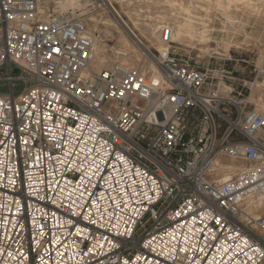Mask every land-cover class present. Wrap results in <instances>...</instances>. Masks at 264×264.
<instances>
[{
	"label": "built area",
	"instance_id": "1",
	"mask_svg": "<svg viewBox=\"0 0 264 264\" xmlns=\"http://www.w3.org/2000/svg\"><path fill=\"white\" fill-rule=\"evenodd\" d=\"M42 1L0 0V264H264L247 213L264 198V60L228 99L230 72L181 60L164 27L137 65L95 72L81 14Z\"/></svg>",
	"mask_w": 264,
	"mask_h": 264
},
{
	"label": "rangeland",
	"instance_id": "2",
	"mask_svg": "<svg viewBox=\"0 0 264 264\" xmlns=\"http://www.w3.org/2000/svg\"><path fill=\"white\" fill-rule=\"evenodd\" d=\"M68 1L69 0H48L46 4L48 9L56 10L57 2L62 4L67 2L66 3L68 4L67 9H69L68 7L71 8V6H69L71 2L69 1L68 3ZM166 2L167 0H158L156 4H150V5L148 4L147 6L146 4L141 3L139 1L130 0V4L132 5H129V7L130 9L132 8L140 12L139 13L141 15L140 20L142 23L144 24L150 23L151 25L164 27L165 25H169L172 23V19L174 18L173 15H175V12H171L167 8L168 4ZM77 6L81 7V10L82 8L83 9L86 8L85 10L82 11L83 13L80 12V14L86 23L88 21L87 24L90 29L89 32H91L90 34L93 37H95V43L97 39V41L99 40L103 41V44L105 45L104 46L105 59L103 60L102 66L101 65L100 66L102 68H105L108 65L112 64L114 61H121V60H117L115 56V51L122 49L121 43H119V35L113 30H109L111 35L106 33L105 28L101 24L97 25L99 32L98 31L92 32L91 30V27H93L94 25L93 23L89 22V19L91 17L95 18L97 21L101 19L103 20L114 19L113 14L109 12L103 0H75L73 8ZM114 6L117 9L121 10L118 5H114ZM166 11L168 13H165ZM75 13L76 12H74V14ZM204 13L205 12H200V13L198 12V15L200 16V20L204 23V25H206L204 26L205 28L204 30L206 31L207 34V41L205 43H193V42L191 43V41L188 40L185 41L182 46L173 43L171 50L181 60L188 62L190 66L198 68L200 70L209 68L214 71L225 70L230 72V74L226 75L229 77V79L221 84H223L226 88H228V90H230V93L226 94V98L235 100L237 99L236 93H238L240 90V84H242L243 81H249L253 79L255 75L253 73V66L261 64L262 61L264 60V17H262L261 19H255L253 17L252 19H250V21H248L247 23L248 26H245L243 29H241V28H236L237 27L236 25L231 26V24L228 23V20H226V18L222 14H219L215 10L210 9V11H208L205 14ZM158 14L161 16V19ZM122 18L130 24V21L123 14H122ZM164 19L165 21H163ZM239 29H241V31ZM199 30L202 31L203 29L201 28ZM135 32L138 35L139 39L136 38L135 36L134 38L138 41L141 40L142 42L145 43L143 34L141 36L137 31ZM226 33L229 34L227 35ZM128 37L131 38V36L129 35ZM227 42H230L231 45L226 50L224 44ZM206 48L210 50L211 52L210 55H207L203 52ZM150 50L152 52H155V50L157 49L156 48L154 49L153 47ZM137 51H139L140 56L135 57L133 55H130V61L126 62L129 66L137 65L138 61L142 58L143 52H141L140 49L138 48ZM5 77H6L5 70L0 68V78H5ZM260 92L261 90L259 89L253 90L250 100L255 101V98L260 95ZM224 161L225 163L228 162L227 160Z\"/></svg>",
	"mask_w": 264,
	"mask_h": 264
},
{
	"label": "bare ground",
	"instance_id": "3",
	"mask_svg": "<svg viewBox=\"0 0 264 264\" xmlns=\"http://www.w3.org/2000/svg\"><path fill=\"white\" fill-rule=\"evenodd\" d=\"M69 1L71 2L69 5L71 6V8L68 7L69 9H67L68 6V4H66L67 2L64 4L57 2L55 11L60 13V12H67L70 10L72 13L74 12L83 13L82 11L86 9V8L84 9L82 8L81 10V7L79 6L73 8L75 0H69ZM136 1L144 3L147 6L148 4L149 5L156 4L158 2V0H136ZM46 2H48V0L42 1V4H44L45 8H47ZM103 2L105 3L109 12L113 14L114 19H109V20L101 19L97 21L95 18L91 17L89 19V22L94 24L93 27H91V30L92 32H97L98 31L97 25L101 24L105 28L106 33L111 35L109 30H113L119 35V43H121L122 49L116 50V53L125 56L121 58L122 62H129L130 55L139 57L140 55H139V51H137V48L140 49V51L143 52V54L146 56L149 55L148 52L151 51L150 49L153 47L154 49L156 48L157 50H160L161 45H160L159 35L161 29H163L164 27H171L172 41L173 43L179 46H182L183 43L188 40L191 41V43L192 42L205 43L207 41V34L206 31L204 30L205 29L204 26L206 25H204V23L200 20V16L198 15V12L207 13L208 11H210V9L215 10L219 14H222L226 18V20H228V23H230L231 26L236 25L237 26L236 28H241V29H243L245 26H248L247 25L248 21H250V19H252L253 17L255 19H261L262 17H264V0H167L166 2L168 4L167 8L171 12H175V15L172 14L174 18L172 17L173 19L171 24L165 25L164 27H158L156 25H151L150 23L149 24L142 23L140 20L141 17V15L139 14L140 12L132 8L130 9L129 5H132L130 4V0H103ZM114 5H118L121 10L117 9ZM165 13L168 12L166 11ZM122 14L125 17H127L132 27L126 20L122 18ZM163 21H165V19ZM87 23L85 24L89 32L90 29ZM201 28L203 29L202 31L199 30ZM241 29L239 30L241 31ZM135 31H137L141 36L143 34L145 43L142 42L141 40L138 41L134 38V36L138 38V35L136 34ZM226 34L228 35L229 33ZM128 35L131 36V38H129ZM224 45H225V49L227 50L230 47L231 43L227 42ZM104 46L105 45L103 44V41L101 40L97 41L96 39V43H94L93 59L91 63L92 69L95 72H98L102 68L101 66L103 60L105 59ZM203 52L207 55L211 54L208 48H206ZM148 65L151 68H153V65L150 62H148ZM227 163H225V161L221 158L217 160V169L220 175L218 176L217 180H225L230 173H233L235 171V166L232 163H228V164ZM247 213L254 218L263 216L264 198L259 202L249 203ZM259 233L263 234L264 230L259 231Z\"/></svg>",
	"mask_w": 264,
	"mask_h": 264
}]
</instances>
